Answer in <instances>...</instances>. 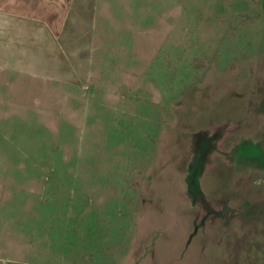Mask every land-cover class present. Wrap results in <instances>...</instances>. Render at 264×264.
Listing matches in <instances>:
<instances>
[{
    "label": "rangeland",
    "instance_id": "obj_1",
    "mask_svg": "<svg viewBox=\"0 0 264 264\" xmlns=\"http://www.w3.org/2000/svg\"><path fill=\"white\" fill-rule=\"evenodd\" d=\"M111 1L83 89L0 42V264H264V0Z\"/></svg>",
    "mask_w": 264,
    "mask_h": 264
},
{
    "label": "crops",
    "instance_id": "obj_2",
    "mask_svg": "<svg viewBox=\"0 0 264 264\" xmlns=\"http://www.w3.org/2000/svg\"><path fill=\"white\" fill-rule=\"evenodd\" d=\"M116 4L111 0H0V42L19 44L14 31H19L20 37L22 29L32 30L31 35L34 39L39 36L41 44L51 40V52L45 58L53 64L52 68L47 74L32 72L33 76L52 85L83 89L89 79L98 76L94 64L98 50L106 46L102 44L104 28L108 26V37L115 38L111 24L117 13L113 9ZM165 16H161L163 22ZM127 27H119L116 33L123 29L126 32ZM58 43L63 51L57 49ZM145 58L149 60L147 55ZM68 62L71 68L67 74L61 68L54 69L55 65L65 66ZM5 70L6 65L0 62V77ZM78 71L82 75H77Z\"/></svg>",
    "mask_w": 264,
    "mask_h": 264
}]
</instances>
